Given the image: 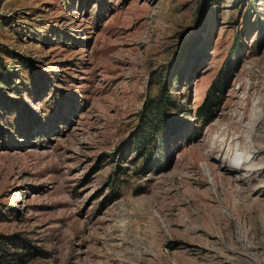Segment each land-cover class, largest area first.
<instances>
[{
	"label": "rangeland",
	"instance_id": "1",
	"mask_svg": "<svg viewBox=\"0 0 264 264\" xmlns=\"http://www.w3.org/2000/svg\"><path fill=\"white\" fill-rule=\"evenodd\" d=\"M160 96L172 131L138 153ZM1 249L264 264V0H0Z\"/></svg>",
	"mask_w": 264,
	"mask_h": 264
},
{
	"label": "trees",
	"instance_id": "2",
	"mask_svg": "<svg viewBox=\"0 0 264 264\" xmlns=\"http://www.w3.org/2000/svg\"><path fill=\"white\" fill-rule=\"evenodd\" d=\"M166 106L167 103L162 96L157 97L155 100H150L145 104L142 116L143 125L134 142L138 153L153 151L152 149H156L162 144V138L172 131V126H169V120L172 118V115H170L169 109ZM197 113L199 117L203 118L206 125L213 120V100L210 95H207ZM159 136L161 140H158ZM153 153L148 154L149 159L147 158L146 160L150 164H153ZM0 251L2 264H14L11 260H20L26 255L24 252H10L6 249H1ZM29 253L31 252L29 251Z\"/></svg>",
	"mask_w": 264,
	"mask_h": 264
},
{
	"label": "bare ground",
	"instance_id": "3",
	"mask_svg": "<svg viewBox=\"0 0 264 264\" xmlns=\"http://www.w3.org/2000/svg\"><path fill=\"white\" fill-rule=\"evenodd\" d=\"M236 166V165H235Z\"/></svg>",
	"mask_w": 264,
	"mask_h": 264
}]
</instances>
